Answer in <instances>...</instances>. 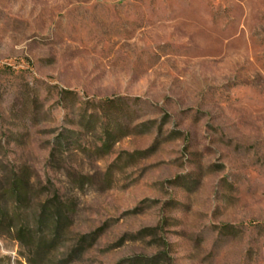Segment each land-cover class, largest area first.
<instances>
[{
  "label": "rangeland",
  "instance_id": "rangeland-1",
  "mask_svg": "<svg viewBox=\"0 0 264 264\" xmlns=\"http://www.w3.org/2000/svg\"><path fill=\"white\" fill-rule=\"evenodd\" d=\"M0 264H264V0H0Z\"/></svg>",
  "mask_w": 264,
  "mask_h": 264
},
{
  "label": "trees",
  "instance_id": "trees-1",
  "mask_svg": "<svg viewBox=\"0 0 264 264\" xmlns=\"http://www.w3.org/2000/svg\"><path fill=\"white\" fill-rule=\"evenodd\" d=\"M44 208L45 209L43 210V214H42V218H41L43 220L42 222H44V221L49 222L50 221V222L54 223V229H55L54 234L56 236V234H58V230L60 229L61 223H62L65 216L62 214L61 210L56 206H51L49 208H48V206H45ZM99 235H100V232H95V233H92L90 235H84L81 238V241L83 244L87 243V241H88V246L86 248H89V247H91V245L93 243L96 242Z\"/></svg>",
  "mask_w": 264,
  "mask_h": 264
}]
</instances>
